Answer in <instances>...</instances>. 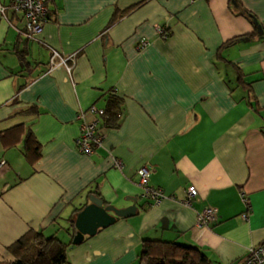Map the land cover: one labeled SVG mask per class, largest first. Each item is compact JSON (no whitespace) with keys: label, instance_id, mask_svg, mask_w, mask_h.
I'll use <instances>...</instances> for the list:
<instances>
[{"label":"crops","instance_id":"1","mask_svg":"<svg viewBox=\"0 0 264 264\" xmlns=\"http://www.w3.org/2000/svg\"><path fill=\"white\" fill-rule=\"evenodd\" d=\"M49 8L33 38L22 33L23 14L0 13V262L14 260L7 247L31 228L70 243L74 211L94 193L117 208L137 197L138 211L72 245V264H139L147 238L242 264L264 244V0H52ZM141 38L149 44L138 49ZM54 50L74 55L71 71L52 64ZM111 94L123 98L121 123L103 125L102 147L82 153L78 112L106 108ZM29 131L41 146L34 163ZM144 164L165 193L160 204L142 195ZM190 185L198 195L186 204ZM208 206L216 220L199 226Z\"/></svg>","mask_w":264,"mask_h":264},{"label":"trees","instance_id":"2","mask_svg":"<svg viewBox=\"0 0 264 264\" xmlns=\"http://www.w3.org/2000/svg\"><path fill=\"white\" fill-rule=\"evenodd\" d=\"M141 3L136 4L134 7ZM242 14L252 20L256 19L255 15L249 10H244ZM233 41L231 40L228 43ZM21 57L25 59L22 53ZM122 115L123 98L111 94L105 108L103 125L110 128L118 127ZM20 127L15 126L10 131H18ZM24 149L26 157L32 163L41 156L40 142L32 131H29L26 135ZM104 204L109 205L105 201ZM83 208L76 209L71 218L72 226L76 231L74 236L77 233L75 219L78 212ZM73 239L70 243H66L57 235L46 236L42 230L31 228L7 247V250L14 255V260L2 261L0 264H72L68 259V249L75 245ZM139 264H214V262L197 246L147 238L142 241Z\"/></svg>","mask_w":264,"mask_h":264},{"label":"built area","instance_id":"3","mask_svg":"<svg viewBox=\"0 0 264 264\" xmlns=\"http://www.w3.org/2000/svg\"><path fill=\"white\" fill-rule=\"evenodd\" d=\"M52 0H9L7 4L0 3V13L6 16L7 11L11 10L15 13L23 14L25 19V27L22 33L33 38L40 34L47 22L51 20V13L49 3ZM157 31L162 37L167 36L165 30L162 27H158ZM149 40L141 38L137 48L142 49L148 46ZM59 57V61L56 63L55 59ZM69 60H75L74 55L64 57L58 51L54 50L52 53L51 62L53 65L65 64L67 69L71 71L72 67L68 65ZM88 114L92 117L88 118ZM105 108H100L93 104L87 109H81L78 112V118L80 123V135L78 136L76 143L79 150L85 154H92L98 148L102 147L105 134L102 131L103 123L101 119L104 117ZM5 164V161L0 162V168ZM114 164L117 168H123V162L119 158H115ZM153 171V167L150 164H144L138 170V184L142 188V195L144 198L150 200L152 204H160L165 198V193L162 188L153 186L150 183V175ZM198 195V189L195 185H190L188 188V196L185 200L186 204H191L192 199ZM242 198L245 203H248V199L245 194L242 193ZM243 218H247V214L243 215ZM216 220V208L212 206L206 207L201 213L198 214L197 224L199 226H210ZM242 264H264V244H258L251 246L242 260Z\"/></svg>","mask_w":264,"mask_h":264},{"label":"water","instance_id":"4","mask_svg":"<svg viewBox=\"0 0 264 264\" xmlns=\"http://www.w3.org/2000/svg\"><path fill=\"white\" fill-rule=\"evenodd\" d=\"M90 203L78 212L75 225L77 233L73 243L79 244L85 236L95 235L100 228L107 227L114 223L117 218L134 216L138 211V198H131L133 204L124 208H117L113 205H105L104 200L92 193L89 196Z\"/></svg>","mask_w":264,"mask_h":264}]
</instances>
